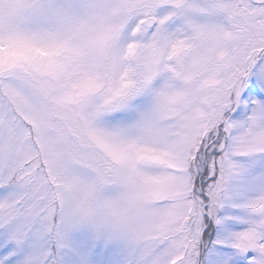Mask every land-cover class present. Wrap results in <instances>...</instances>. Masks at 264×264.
Here are the masks:
<instances>
[{
  "label": "snow or ice",
  "instance_id": "snow-or-ice-1",
  "mask_svg": "<svg viewBox=\"0 0 264 264\" xmlns=\"http://www.w3.org/2000/svg\"><path fill=\"white\" fill-rule=\"evenodd\" d=\"M0 264H264V0H0Z\"/></svg>",
  "mask_w": 264,
  "mask_h": 264
}]
</instances>
